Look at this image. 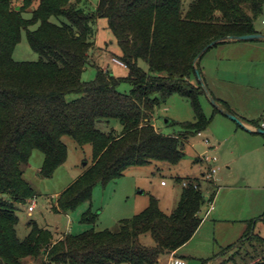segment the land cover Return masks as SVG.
I'll use <instances>...</instances> for the list:
<instances>
[{"label": "trees", "instance_id": "1", "mask_svg": "<svg viewBox=\"0 0 264 264\" xmlns=\"http://www.w3.org/2000/svg\"><path fill=\"white\" fill-rule=\"evenodd\" d=\"M33 1L38 4L27 19L25 9ZM10 2L0 0V264H157L198 232L204 205L200 186L182 187L171 214L150 196L148 206L118 222L116 232L91 229L71 235L29 219L28 233L20 238L18 213L34 195L24 168L38 151L43 155L38 176L49 178L66 161L63 137L91 145L92 165L55 200L54 211L66 214L89 203L95 186L121 177L128 168L179 164L185 141L210 123L199 102L205 94L195 73L201 77V57L195 63L196 58L213 41L256 34L253 23L264 0H195L185 12L182 0H97L93 9L82 6L86 0H24L19 10L10 9ZM98 19L106 20L117 42L125 78L90 59ZM21 31L38 57L35 62L12 57ZM139 60L147 72L138 67ZM88 67H95L96 74L85 81ZM122 83L130 86L128 94L118 91ZM175 94L190 103L194 121L172 122L180 131L164 135L152 119L155 109ZM215 102L232 114L225 103ZM82 222L94 224L95 215L85 212ZM254 223L249 222L238 247L246 244L254 252L246 255L248 264L258 258L254 264H264V238L251 233ZM147 234L151 247L140 243Z\"/></svg>", "mask_w": 264, "mask_h": 264}, {"label": "rangeland", "instance_id": "2", "mask_svg": "<svg viewBox=\"0 0 264 264\" xmlns=\"http://www.w3.org/2000/svg\"><path fill=\"white\" fill-rule=\"evenodd\" d=\"M23 1L11 0L9 8L19 10L23 6ZM193 1L195 0H182V12H185ZM85 3L82 5L85 9L96 7V0H86ZM37 4V1H33L32 5L25 9L24 17L28 19L29 13ZM254 25L256 30L264 32V5L262 15ZM35 28L31 27L30 30ZM93 30L95 49L90 56L91 61L113 76L125 78L126 69L110 63V59L119 58L121 52L107 27L106 20L98 19ZM259 45L262 50H257V55L264 57V43ZM220 49L221 46L215 47L201 58L200 67L201 70L203 68L205 78L218 80L221 95L234 114L248 119L264 120V60L255 67H247V63L241 60L222 57L218 59L217 51ZM12 57L17 62L37 61L38 57L31 51L25 31H21L20 40L14 48ZM137 64L143 71H148L144 61L139 60ZM95 74V67H88L82 74V79L93 80ZM191 83L196 85L194 79ZM204 83L208 84V80ZM118 91L128 94L130 86L122 83ZM199 102L203 114L210 123L208 128L201 132L202 138L194 135L187 139L183 148L184 157L179 164L172 166L152 162L145 166L128 168L121 177L104 186H95L89 203L82 204L66 214L54 211L56 194L63 192L83 169L92 165L91 145L79 146L71 138L63 137L62 141L67 149L66 161L49 178L38 176L43 155L33 151L28 165L24 168V179L30 184L34 195L28 200L23 211L18 213L19 237L24 238L27 235L26 222L29 219L35 220L40 226L71 235H80L91 229L116 232L118 222L129 220L143 211L148 206L150 196L158 198L161 211L170 214L177 205L183 181L192 183L204 181L200 180V173L207 172L208 166L205 163H198L196 157L203 156L206 152L205 155L215 156L217 159L213 164L218 167L214 175L215 184L222 186L214 200L213 208L216 210L209 214L208 220L204 219L198 232L180 248L179 255L184 257L187 264H202L204 261L206 264L209 262L225 264L232 257L235 264H248L246 255H254V252L246 244L238 247L247 230V222L256 220L250 231L264 237V224L259 220L264 214V135L249 133L236 122L215 111L205 95ZM154 118L161 133L172 135L180 131V128L170 125L172 122L191 123L194 121V114L190 103L175 94L155 109ZM115 130H120L119 125H115ZM203 139L209 141L211 149H207ZM227 172L232 176L225 177L224 174ZM221 176L225 182L220 181L219 184ZM161 182L167 186L161 187ZM243 185L247 187L246 192L234 190V187ZM33 201L35 210L32 216L27 217V208ZM207 208L205 203L204 213ZM87 211L95 215L94 224L82 222V215ZM140 243L147 247L154 245L148 234L140 238ZM229 247L231 248L227 250ZM171 256L172 253L159 258L157 264H167Z\"/></svg>", "mask_w": 264, "mask_h": 264}, {"label": "crops", "instance_id": "3", "mask_svg": "<svg viewBox=\"0 0 264 264\" xmlns=\"http://www.w3.org/2000/svg\"><path fill=\"white\" fill-rule=\"evenodd\" d=\"M96 3H97V0H96ZM264 5V4H263ZM263 10V9H262ZM262 15V14H261ZM260 15V16H261ZM259 16V17H260ZM258 17V18H259ZM257 18V19H258ZM257 19H255V21L257 20ZM255 21H254V23H255ZM254 23H253V28H254V31H255V33L256 34H260V35H264V32L263 31H261V32H259L258 30H256V28H255V25H254ZM259 43H264V39H260V40H251V41H231V40H226V41H223V42H221V43H219L218 45H216V46H213V47H211V48H209L204 54H206L207 52H209L211 49H213V48H215V47H218V46H221V49H220V51H217V58L219 59L220 57H222V59H224V58H232V59H237V60H241V62H243V63H247V67H255V66H257L259 63H262L263 62V60H264V57L262 56V57H260V56H258L257 55V50H262V47H260V45H259ZM96 54V53H95ZM94 54V55H95ZM204 54L201 56V58L204 56ZM201 58H200V60H201ZM200 60H199V64H198V67H199V69H200V73H201V77H202V80H203V82L205 81V82H207V80H208V84L206 83H204V85H205V87L207 88V90L208 89H210V90H208V92H209V94L215 99V100H217V101H221V102H223V103H225L227 106H228V104H227V102H226V100L223 98V96L221 95V92H220V84H219V82H218V80L216 79V78H205V76H204V74L202 73V70H203V68H202V70H201V67H200ZM207 79V80H206ZM205 98H206V100H208L207 99V97H206V95H205ZM228 108H229V106H228ZM231 111V110H230ZM231 113H232V115L233 116H235L242 124H243V126L245 127V129H247V130H249L250 132L249 133H252V134H256L255 133V130L256 129H258V128H261V125H262V123L264 122V120H263V118H262V120L261 119H256V120H253V119H248V118H245V117H243V116H239V115H237V114H234V112H232L231 111ZM254 121H258V124L257 125H255L253 122ZM152 125L154 126V127H156L157 126V124H156V121H155V118L153 117V119H152ZM259 126V127H258ZM157 128V127H156ZM262 129V128H261ZM264 130V129H263ZM188 140H186L185 141V143L187 142ZM207 149H211V147H207ZM209 151V150H208ZM206 154V152L204 153V155ZM203 155V156H204ZM200 157H202V156H197L196 157V161L199 163L200 162ZM201 163V162H200ZM227 169H229L228 167H227ZM85 171V169H83V171H81L80 172V174L72 181V182H74L79 176H81L82 175V173ZM203 175H204V172H201L200 173V180L201 179H203ZM229 175H231L232 176V174L230 173V172H227V173H225L224 174V176L225 177H229ZM232 178V177H231ZM179 179H181V178H179ZM196 180V179H195ZM220 181L221 182H225L224 180H223V177L221 176V178H219V184H220ZM71 182V183H72ZM70 183V184H71ZM199 185H200V189H201V191H203V190H208V191H214V188L211 186V185H209V184H207L205 181H198L197 182ZM69 184V185H70ZM68 185V186H69ZM167 185H165V186H162L161 185V187H166ZM220 186H221V184H220ZM220 186H217V187H219L220 188ZM222 187V186H221ZM235 189L234 190H239V191H243V192H246V189H247V187L246 186H236V187H234ZM258 189H261V188H258ZM59 194H56V197H55V199L57 198V196H58ZM180 195V194H179ZM158 199V198H157ZM179 199V198H178ZM159 201V200H158ZM177 203H178V201H177ZM205 204V203H204ZM50 205H52V204H50ZM160 205V204H159ZM204 206V205H203ZM174 207V206H173ZM213 207H214V204H213ZM175 209V208H174ZM216 209L215 208H213L212 209V211H215ZM212 211H210L209 213H207L208 211L206 210V212L204 213L203 212V207H202V210H201V213H200V215L203 217V221H204V219H206V220H208L209 218H210V213L212 212ZM172 213V212H171ZM170 213V214H171ZM166 214V213H165ZM30 216H32V214H28L27 213V217H30ZM264 216V214L263 215H261V217H260V222H262L263 224H264V222H263V220H262V217ZM203 221H202V223H203ZM249 222H253V221H249ZM249 222H247V228H248V224H249ZM255 223H256V220L254 221ZM201 223V224H202ZM254 223V224H255ZM201 226V225H200ZM246 231V230H245ZM245 233V232H244ZM260 236V235H259ZM260 237H262V238H264L263 236H260ZM179 253H180V249L179 250H177V251H175V252H173V254H172V256H174V257H179V258H182V259H184V257L183 256H181V255H179ZM185 260V259H184ZM211 262H209V264H210Z\"/></svg>", "mask_w": 264, "mask_h": 264}, {"label": "built area", "instance_id": "4", "mask_svg": "<svg viewBox=\"0 0 264 264\" xmlns=\"http://www.w3.org/2000/svg\"><path fill=\"white\" fill-rule=\"evenodd\" d=\"M110 63L125 69V65L115 57L110 59ZM261 128L264 129V122L262 123ZM196 136L202 138L201 132L197 133ZM203 144L205 146L209 147V141L207 139H203ZM200 162L205 163L208 166V171L204 173L203 180L207 184L211 185L214 188V191H208V190L201 191V195H202V198L204 200V203H207V206H208V208H207L208 212L207 213H209L213 209V204H214V200H215L217 191L220 189L215 184L216 180H215V176H214L218 170V167L213 166V164H215L217 162V159L215 156L205 155V156L200 157ZM161 185L165 186V183L161 182ZM181 185H182V187H187L189 185H192L194 189H196V190L199 189V185H197V183H192L191 181H183L181 183ZM34 210H35V203L33 201V202H30V204L27 208V213L32 214L34 212ZM260 261H261V259L258 258L254 261H251L249 264H254V263H257ZM167 264H187V263L182 258L171 256V259L168 261Z\"/></svg>", "mask_w": 264, "mask_h": 264}, {"label": "water", "instance_id": "5", "mask_svg": "<svg viewBox=\"0 0 264 264\" xmlns=\"http://www.w3.org/2000/svg\"><path fill=\"white\" fill-rule=\"evenodd\" d=\"M260 39H264V35H260V34H252V35H245V36H238V37H228L225 40H217V41H213L212 43H210L209 45H207L202 52L200 53V55L196 58L195 63L198 61V59L211 47L218 45L219 43L226 41V40H231V41H251V40H260ZM195 73L197 76V80L198 83L200 85V87L202 88L204 94L206 95L207 99L209 100L210 104L217 109L222 115L226 116L227 118H229L230 120L236 122L240 127L244 128L243 124L232 114H230L229 112H227L226 110L220 108L217 103L215 102V100L211 97V95L209 94L207 88L204 85V82L202 80V78L200 77L197 69H195ZM247 130V129H245ZM248 132H250L249 130H247ZM256 134H260V135H264V130L261 128H258L255 130Z\"/></svg>", "mask_w": 264, "mask_h": 264}]
</instances>
